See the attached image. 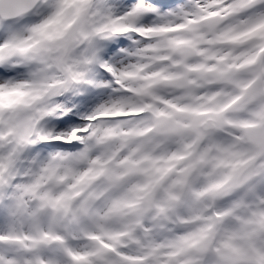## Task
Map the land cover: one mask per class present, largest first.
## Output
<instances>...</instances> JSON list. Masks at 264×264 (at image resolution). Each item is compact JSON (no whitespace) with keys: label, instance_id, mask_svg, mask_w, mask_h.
Wrapping results in <instances>:
<instances>
[{"label":"snow or ice","instance_id":"6c2138e0","mask_svg":"<svg viewBox=\"0 0 264 264\" xmlns=\"http://www.w3.org/2000/svg\"><path fill=\"white\" fill-rule=\"evenodd\" d=\"M0 264H264V0H0Z\"/></svg>","mask_w":264,"mask_h":264}]
</instances>
